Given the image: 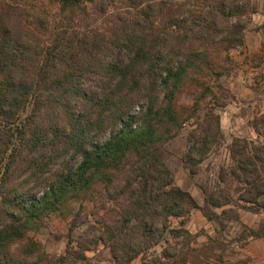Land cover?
Wrapping results in <instances>:
<instances>
[{
  "label": "trees",
  "instance_id": "16d2710c",
  "mask_svg": "<svg viewBox=\"0 0 264 264\" xmlns=\"http://www.w3.org/2000/svg\"><path fill=\"white\" fill-rule=\"evenodd\" d=\"M253 12L251 0H0V264H93L87 240L67 236L54 255L28 233L128 165L118 218L94 239L106 264H204L211 248L191 245L185 220L197 209L224 227L237 213L224 208L236 203L229 180L263 208L264 141L232 138L223 186L203 189L202 205L174 184L165 148L198 107L178 97L189 86L215 95ZM197 126L182 156L191 174L222 137L213 112ZM242 226L264 236V223Z\"/></svg>",
  "mask_w": 264,
  "mask_h": 264
},
{
  "label": "rangeland",
  "instance_id": "374dc122",
  "mask_svg": "<svg viewBox=\"0 0 264 264\" xmlns=\"http://www.w3.org/2000/svg\"><path fill=\"white\" fill-rule=\"evenodd\" d=\"M251 1L254 12L244 31V45L229 50V74L220 78L221 87L215 83L214 96L200 99V89L195 86L183 90L178 97L179 105L191 111V106L198 100V107L194 116L189 117L180 132L165 145L168 151L166 163L173 174L174 184L188 191L200 205L205 197L203 189L211 191L218 185L223 186L219 182V173L221 168L226 169L232 164L227 149L232 138L264 141V45L263 36L258 30V26L264 23V0ZM93 86L88 83L86 87L92 89ZM208 112L218 115L222 137L197 166L196 172L191 174V169L184 166L182 156L187 151L191 132L199 130L197 122L202 121ZM254 125L259 128L260 135L253 129ZM72 162L68 159L69 164ZM131 172L130 165L126 166L114 185H95L90 196L70 201L67 216L52 213L43 220L38 230L28 234L41 242L46 252L54 255L63 253L67 236L74 240H87L91 242L90 249L86 251L87 260L93 264L108 263L111 258L109 249L101 242L94 243V239L105 225L118 218L124 203L120 188L125 182L124 177ZM226 183L232 188L231 194L236 203L224 208H232L237 213L225 215L228 217L224 216V227H221L213 220H207L199 210L193 209L185 220V227L195 236V242L191 245L198 249L211 248L208 249L210 259L204 264H264V236L248 237L242 226L258 229L264 223V207L258 211L248 209L246 206L249 204L238 199L242 193L233 189L236 183L231 180ZM179 220L171 217L169 224L175 227ZM155 250L159 251L160 247L157 246ZM14 251L15 247H12L11 252ZM133 264H139V259H135Z\"/></svg>",
  "mask_w": 264,
  "mask_h": 264
}]
</instances>
